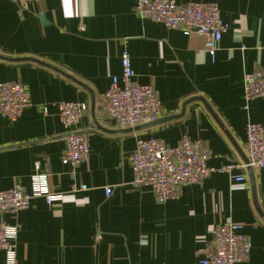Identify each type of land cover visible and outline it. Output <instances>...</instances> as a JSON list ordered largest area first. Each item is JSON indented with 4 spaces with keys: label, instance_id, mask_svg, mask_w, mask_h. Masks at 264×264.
<instances>
[{
    "label": "crops",
    "instance_id": "crops-1",
    "mask_svg": "<svg viewBox=\"0 0 264 264\" xmlns=\"http://www.w3.org/2000/svg\"><path fill=\"white\" fill-rule=\"evenodd\" d=\"M136 2L37 0L21 7L0 0V82L19 81L30 95L16 120L0 114V191L19 183L30 192L39 161L48 188L63 197L51 204L34 197L26 209L0 211V221L17 228L15 264H200L213 227L227 220L241 224L251 243L237 264H264V221L247 171H217L242 159L200 101L188 103L180 118L130 132L117 131L99 104L112 77L120 75L126 50L133 80L157 93L159 118L177 115L185 100L202 97L245 151L246 123L264 127V97L247 107L243 98L244 74L264 69V0H179L218 6L226 30L214 56L205 51L203 35L187 36L141 18ZM61 101L87 104L76 131L87 134L89 154L75 168L61 161ZM149 136L168 147L183 136L200 140L215 170L200 184L183 186L178 197L156 200L151 188L131 184L129 156L136 139ZM254 175L264 213V168ZM0 264H6L3 251Z\"/></svg>",
    "mask_w": 264,
    "mask_h": 264
},
{
    "label": "built area",
    "instance_id": "built-area-1",
    "mask_svg": "<svg viewBox=\"0 0 264 264\" xmlns=\"http://www.w3.org/2000/svg\"><path fill=\"white\" fill-rule=\"evenodd\" d=\"M25 7L37 0H13ZM136 13L141 18L160 23L166 28H180L185 35L200 34L205 37V51L214 56L219 41L226 30L220 10L213 2H187L179 0H137ZM121 73L113 76L108 89L99 97L101 108L119 128L132 127L159 118L162 109L155 89L151 85L133 80L129 54H120ZM256 97H264V69L244 74L243 98L246 103ZM30 95L19 81L0 82V114L16 120L27 106ZM58 117L65 134V146L61 161L75 168L86 161L89 154L88 136L76 131L87 110L86 103L61 101L57 103ZM245 154L248 165L255 172L264 168V127L258 123L245 125ZM209 149L198 139L183 136L173 147L165 146L154 136L138 137L129 156L132 171L131 184L135 188H151L156 200L166 201L178 197L183 186L200 184L215 169L207 165ZM245 168L241 163H229L219 172ZM39 161L34 162L31 175V191L19 183L8 190L0 191V211L17 212L26 209L32 198L42 197L47 204L62 200V194L51 191L46 183V174L39 172ZM236 182L242 183L239 176ZM110 187L105 188L109 195ZM17 228L0 221V251L6 255V264H15L13 241ZM251 250V243L241 233V224L227 220L217 223L211 231V239L201 251L200 264H237Z\"/></svg>",
    "mask_w": 264,
    "mask_h": 264
},
{
    "label": "water",
    "instance_id": "water-1",
    "mask_svg": "<svg viewBox=\"0 0 264 264\" xmlns=\"http://www.w3.org/2000/svg\"><path fill=\"white\" fill-rule=\"evenodd\" d=\"M4 59H9V58H5V57H2ZM25 59H29V60H33V61H36V62H39V63H42L38 60H34L32 58H25ZM44 65H47L49 67H52L50 66L49 64H45V63H42ZM54 68V67H52ZM56 71H58L59 73H62L63 75L71 78L69 75L65 74L64 72L58 70L57 68H54ZM72 79V78H71ZM79 83V82H78ZM81 84V83H80ZM83 85V84H81ZM84 86V85H83ZM91 111L93 112V109H94V96L93 94L91 95ZM200 101L206 108L207 110L210 112V114L212 115V117L215 119V121L218 123V125L220 126V128L222 129V131L224 132V134L226 135V137L228 138V140L230 141V143L233 145V147L235 148V150L238 152L239 156L241 157L242 159V163L246 165L245 169L247 171V175H248V180H249V184H250V190H251V195H252V201H253V204H254V207L258 213V215L260 216V218L264 221V213L262 212V210L260 209L258 203H257V199H256V185H255V175H254V171L253 169L248 165V159L246 157V154L244 152V150L239 146V144L236 142V140L234 139V137L230 134V132L227 130V128L224 126V124L220 121L219 117L217 116V114L212 110L211 106L207 103V101L202 98V97H199V96H195V97H191L187 100H185L183 103H182V108H181V111L179 112V114L177 115H172V116H166V117H161V118H156V119H153V120H150V121H147V122H144V123H140V124H137V125H134L132 127H125V128H118L117 131H124V132H130V131H137V130H142V129H146V128H149V127H152V126H155L159 123H162V122H165V121H169V120H172V119H176V118H180L183 113H184V109H185V106L192 102V101ZM96 128L99 129V130H103V131H109V130H106L105 128H103L102 126H100L98 123H96Z\"/></svg>",
    "mask_w": 264,
    "mask_h": 264
}]
</instances>
